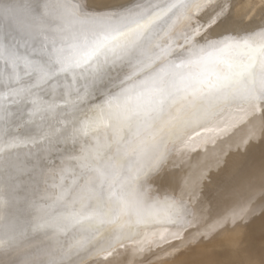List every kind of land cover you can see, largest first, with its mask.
<instances>
[{"label":"snow or ice","instance_id":"obj_1","mask_svg":"<svg viewBox=\"0 0 264 264\" xmlns=\"http://www.w3.org/2000/svg\"><path fill=\"white\" fill-rule=\"evenodd\" d=\"M228 4L0 0V170L33 177L23 202L10 198L14 185L0 191V264H86L142 229L192 235L187 205L153 194L152 175L194 127L227 108L264 105V29L257 41L229 27ZM208 8L210 23L180 30ZM48 88L52 99L41 95ZM58 109L83 112L85 129H109L104 150L82 149L70 184L55 182L57 173L65 179L63 166L46 164L52 136L63 131L52 121L66 123ZM261 178L264 189V161ZM13 208L22 212L9 219ZM257 214L264 247V200H250L236 219ZM249 242L245 235L234 245Z\"/></svg>","mask_w":264,"mask_h":264},{"label":"rangeland","instance_id":"obj_2","mask_svg":"<svg viewBox=\"0 0 264 264\" xmlns=\"http://www.w3.org/2000/svg\"><path fill=\"white\" fill-rule=\"evenodd\" d=\"M250 1L252 0H232L228 4V10L232 8L237 9V7H239L243 3L250 2ZM263 19L264 17L262 18V20ZM252 31H253L252 29H249V31H246V32L248 33ZM44 97L45 99H52V95L47 92H45ZM231 109L232 108L228 109L226 113L230 112ZM222 114L220 113L219 115H217L218 117H215V119L217 118L216 120L214 119V121H212L211 123L205 124L203 127H194V130H190L184 136L182 141L177 142L175 144V148L172 151L171 155L168 157L166 163L163 165L162 170L152 175L151 180L149 181V186L151 187L153 194H159L161 196L167 194L168 196L170 195V197H172L175 200L178 199L177 196L174 195L176 189H178L177 187L188 188L187 190L189 192L187 194L191 198V201L197 205L199 213L201 212V210H205L207 205L212 204L213 201L218 196L222 195L224 190L228 188L229 192L226 196L228 200L227 205H226V217H229L232 221L233 220L239 221L236 219V214L243 211V208L247 206L249 202L247 200H250L251 198L252 200H254L253 202L256 205H259L261 200H264V195H263L264 189H261L262 188L260 187L261 184L257 185L260 182L262 183V178L260 174L261 173V163H258L253 159L254 155L256 156L258 153L264 152V145L260 143L259 140L256 138V135L260 134V131L259 129H256V127L254 126H250L251 128H249V132L251 131L250 132L251 134L249 133L248 135L249 137L244 138V140L248 141L245 145L232 144V141H234L233 137L235 135L232 136V140H231V136H229V133L227 132L228 125H226V128L224 129V125L227 124V122H225L226 120H224L223 118H225L227 114L226 115L225 113L223 115ZM18 124L20 125V128L24 130H27V128L31 125V124H26L24 121H21V122L18 121ZM55 125L58 128H62V123L60 124L56 123ZM108 132H109V129L103 125V127L97 132L94 131V132H89L87 134L84 132H77L76 134L70 135L69 140H67L65 137H60V138L55 139L54 142L50 144L52 145L51 146L52 149L47 151L46 164L49 167H51L53 162H55L56 165L60 163L59 165L65 168L64 177L66 178V180L64 179L63 180L66 181V183L70 184V181L72 182L73 170L74 169L78 170L79 168L80 160L78 159V157L80 156L82 149L84 148L90 149L93 155H95V152L97 150H104L105 149L104 147H106V140H107ZM198 136L202 138V141L200 142L195 141V138ZM102 138L103 140L106 139L105 142L102 140ZM68 141L71 142L70 145H68L69 144ZM196 149H201V150L199 153H197ZM200 155H202V157H200ZM184 156H190L194 158L195 161L193 160L192 164L189 163L186 170L182 172V174H185L184 177L180 180H177V178L180 175V170L178 169L179 168L178 163ZM208 157H212V158L209 160ZM169 167H173L175 171L171 173L170 172L171 170L169 169ZM214 168H215V172H214ZM193 169H194V172H193ZM196 172H198V174ZM244 172H245V175L251 176L250 179L249 178L248 180L243 179L242 175L244 174ZM195 173L197 176H199L198 177L199 179L196 178L197 176L195 175ZM201 173L203 174L200 175ZM208 174H209V178H208ZM191 176L193 180H191ZM201 179L203 180L201 181ZM60 180L61 182L63 181L59 173H57L55 177V182L59 184L61 183ZM169 181H171V183ZM175 181H177L178 185L177 187H174V189H172L173 188L172 185L176 184ZM189 181L191 182V187L192 185L195 186V184L201 187L198 188L196 185L195 187L193 186L191 190H189L191 188ZM198 181H201V183H199ZM161 183L164 184L166 188L160 187L159 184ZM166 183H168V185H165ZM6 184L15 186L14 191L11 189L9 190V193L11 195H15V196L26 195L30 197L32 196L33 177L28 173V171H25L23 174L18 175L14 179H9L8 175L2 170H0V191H2L5 188ZM255 189L257 190V192ZM249 190L252 192H249ZM164 191H168V192H164ZM253 192H255L256 195L252 194ZM260 192L263 194H261ZM246 193L248 196L245 195ZM250 193L252 195H250ZM258 193L261 195H259ZM189 194L190 195L192 194L193 196L191 197ZM249 196H253L254 199L253 197H249ZM257 196L258 198H255ZM243 198H245L244 199L245 202L243 201ZM246 198L248 199L246 200ZM210 200H211V203H209ZM241 201H242V204H241ZM239 207L241 208V210H239ZM231 215L233 216L235 215V216L234 217L232 216L231 218ZM201 218L202 217H198V215L195 214V216L190 215L188 219L191 221V223H193L195 219L194 222H197L198 224H200ZM257 218H259L258 214L252 220V222L249 221L247 223V226L249 225V227L247 228L243 236L241 234L234 233L235 240L242 238L245 235L249 236L250 237L249 243H246L240 248H237L234 245L229 249L226 247H213L212 249H207V251L213 250V252L215 251L218 252L220 255V258L218 257L217 261L226 262V264H263L264 256L262 257V255H264L263 253L264 247H262V244H261L262 236H261L260 227H259L260 222L254 223V220L256 221ZM214 229L219 230V228H215V227ZM178 230H179V234L185 232L183 229H178ZM185 233L188 234V232H185ZM186 241L187 242L184 243L182 247H178L179 249L178 252L175 251L174 244H172V248H171V246L164 247V246H160L155 243L153 244V242L151 241H145L146 244L145 246H143V249L139 251V253L147 259L145 264H172V263L173 264L174 263L175 264H186V263L196 264V262L202 261V259H204L202 255L204 254L202 253L198 254L201 251V247H199L198 245L201 243V237L194 238L193 236L192 238H189ZM199 249L200 251H198ZM195 251L198 253H196ZM258 254H259V257H258ZM194 256H197L196 257L197 259H192V257L195 258ZM260 256L262 257V259H260L261 258ZM179 257L181 258L182 261L180 260ZM190 257L191 259L188 260ZM188 261L189 262L191 261V262L189 263ZM159 262H162V263H159Z\"/></svg>","mask_w":264,"mask_h":264},{"label":"bare ground","instance_id":"obj_3","mask_svg":"<svg viewBox=\"0 0 264 264\" xmlns=\"http://www.w3.org/2000/svg\"><path fill=\"white\" fill-rule=\"evenodd\" d=\"M231 1L232 0H229V3ZM18 2L19 3H27V2H29V0H18ZM216 2H219V0H216ZM213 6H215V4H213ZM210 11H211L210 8L205 9L204 11H201L200 13H198L196 15V18L192 21L191 25L185 24V25H183L181 27L180 30L181 31H190L191 27H195L197 23L202 24V25H207L208 23H210V18L207 16V13L210 12ZM201 17H203L204 19H201ZM263 17H264V0H252L250 2L243 3L242 5L237 7V9H233V8L229 9L228 26L229 27H234V28H236L238 30H241V31H243V30L249 31V29H252L254 31L248 32V33L245 32V35L255 36L257 41H259L260 37L257 34L262 29H264V19L262 20ZM45 92L50 93L52 95L50 88L46 89L44 92H41V95L44 96ZM99 102H100L99 99L94 101V103H99ZM234 108H232L231 111L229 110L230 112L226 113V111L228 109H230V108H228L227 110H225L223 112V114L224 113H225V115L227 114L226 117L223 118L224 120H226L225 122H227V124L224 125V129L226 128V125H228L227 132L229 133V136H231V140H232V136L235 135L233 137L234 141H232V144H234V145H237V144L238 145L239 144L245 145L248 141L244 140V138L249 137L248 135L251 132V131L249 132V128H251L250 126H254V127H256V129H259V131H260V134L256 135V138L259 140L260 143H262L264 145V105H260V106L250 105V106H247V107H244V108H237V109L236 108L234 109ZM216 117H218V116H216ZM57 118L61 119V120H66V123H62L63 131L57 132L56 134H54L52 136L51 144L54 142L55 139L60 138V137H65L67 140H69L70 135L76 134L77 132H84V133L87 134L89 132H94V131L97 132L103 127V125H99L98 128H87V129H85L84 125L81 123L82 121H84L86 119V117H85L83 112L78 113L75 116L64 117L63 114L58 109ZM220 121H221V119H220ZM52 123L55 125L56 124V120H53ZM29 127H33V125H30ZM77 129H80V131H76ZM102 140H103V138H102ZM105 140L106 139H104L103 141L105 142ZM195 141L200 142V141H202V138L200 136H198V137L195 138ZM70 144H71V142H69L68 145H70ZM51 146L52 145H48V150L52 149ZM200 150L201 149H196V152L199 153ZM25 156H26V150H25L24 153H21V158L24 159ZM200 157H202V155H200ZM208 158L210 160L212 157H208ZM76 159H77V157H76ZM253 159L256 162L262 164V161H264V152L263 153L262 152L258 153L256 156L254 155ZM193 160H194V158H192L190 156H184L179 161V163H178L179 164V168L178 169L180 170V175L178 177L179 179L177 178V180H180V179H182L184 177L185 174H182V172L184 170H186V168H187L189 163L190 164L193 163ZM76 162H77V160H76ZM65 163H67V162H65ZM61 165H62V163H61ZM169 169L171 170V171L169 170L171 173L175 171L173 167H169ZM179 170H178V172H179ZM193 172H194V169H193ZM214 172H215V168H214ZM188 173H190V172H188ZM196 173L198 174V172H196ZM196 173H195V175H196ZM186 174H187V172H186ZM202 174L203 173H201L200 175H202ZM258 174H259V172H258ZM193 175H194V173H193ZM192 176H191V180H193ZM242 176H243L244 180H248V178L250 179V177H251L250 175H245V172H244V174ZM186 177H187V175H186ZM198 177L199 176H197L196 178H198ZM205 177H206V175H205ZM208 178H209V174H208ZM259 179H261V178H259ZM64 180H66V178ZM64 180L62 182H66ZM202 180L203 179H201V181ZM201 181H198V182L201 183ZM60 182H61V180H60ZM169 182L171 183V181H169ZM175 182H176V184L172 185L173 186L172 189H174V187H177V185H178L177 181H175ZM70 183H71V181H70ZM168 183H166L165 185H168ZM255 183H257V182H255ZM259 184L262 185L261 182L258 183L257 185H259ZM196 185L197 184H195V186ZM200 185H202V184H200ZM159 186L160 187H165L164 184H162V183L159 184ZM193 186L194 185H192V187ZM190 187H191V182H190ZM192 187L189 190H191ZM197 187L199 188L201 186L197 185ZM177 188L178 189H176V191L174 190L175 191L174 195L177 196V198H178L176 201L182 202L183 204L187 205V209L190 212V214L188 212V218H189L190 215L195 216V214L198 215V217H202L200 224H198L197 222H194L195 221V219H194V221L192 223V227L189 229V231L192 233V235H189V233L186 234L185 233L186 231L184 233H180L179 234V230L178 229H169L168 231H164L163 229H159V230H153V229L143 230L142 229L140 231V235L135 236V234L133 233L135 238L133 240H126L124 242V245L122 247H117L116 250L111 255H103V254H101L99 256H96L93 259L87 260L86 264H145L147 259L143 255H141L139 253V251L143 249V246H145V244H146L145 241H151V242H153V244L155 243V244H158V245L164 246V247L171 246V248H172V244H174V248L176 249L178 247H182V245H184V243L187 242L186 240H188L189 238H192L193 236H194V238L201 237L199 235V233L200 232H205V231L211 232V240H210V238L208 236L201 237V243L198 244L199 247H201V251L199 249L198 250V251H200L199 253L196 252V251L195 252L198 253V254H200V253L204 254L205 252L210 253V255H208V256L202 255V257L204 258L202 260H206V259L217 260L218 257L220 258L219 253L216 252V251L213 252V250L212 251H207V249H212L213 247H226L228 249L231 248L232 246H234V241H235L234 233L241 234L243 236L245 231L249 227V225L247 226V223L249 221L252 222V220H243V221H241V220L234 221L233 220L232 221L229 217H226V205H227V202H228L226 196H227V194L229 192L228 188H226L224 190L223 194L218 196L213 201L212 204L207 205L205 210H201L200 213H199L197 205L191 201V198L187 194L189 192L187 190L188 188H183V187H177ZM254 188H255V186H254ZM252 190H254V189H252ZM174 191H172V192H174ZM164 192H168V191H164ZM249 192H252V191L249 190ZM256 192H257V190H256ZM193 193H194V191H193ZM198 194H199V192H198ZM252 194L256 195L255 192H253ZM252 194L250 193V195H252ZM261 194H263V193H261ZM261 194H259V195H261ZM245 195H247V193ZM9 196H10V198H14L15 200L20 201V202H23L26 199L30 198V196H26V195L15 196V195H11L10 193H9ZM190 196L192 197L193 195L191 194ZM253 196H249V197H253ZM258 196L255 197V198H258ZM244 199L245 198H243V201H244ZM247 199L248 198H246V200ZM253 199H254V197H253ZM250 200H252V199L250 198ZM250 200H247V201H250ZM196 201H198V200H196ZM247 201H246V203H247ZM252 201H254V200H252ZM246 203H244V204H246ZM241 204H242V201H241ZM239 210H241L240 207H239ZM21 212H22V209H16V208L11 209L9 211V219H12L13 217H18L21 214ZM232 216L233 215H231V218H232ZM259 222H260L259 218H257L256 221L254 220V223H259ZM214 227L215 228H219V230L214 229ZM197 229H199V232L197 231ZM212 229H213V231H212ZM188 235H189V237H188ZM161 237H163V238H161ZM184 237H186L187 239L186 240L182 239ZM193 252H194V250H193ZM263 253H264V251H263ZM226 254H228V253H226ZM195 255H197V254H195ZM263 256L264 255H262V257ZM194 257L195 258L192 257V259H197L196 258L197 256H194ZM258 257H259V254H258ZM262 257L260 259H262ZM179 258H177V259H179ZM185 259H187V258H185ZM190 259H191V257L188 260H190ZM180 260H181V258H180ZM177 262H178V260H177ZM261 262H262V260H261ZM159 263H162V262H159Z\"/></svg>","mask_w":264,"mask_h":264}]
</instances>
